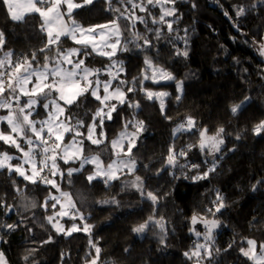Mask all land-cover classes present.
<instances>
[{
    "label": "trees",
    "instance_id": "obj_1",
    "mask_svg": "<svg viewBox=\"0 0 264 264\" xmlns=\"http://www.w3.org/2000/svg\"><path fill=\"white\" fill-rule=\"evenodd\" d=\"M238 6L246 9L244 15H236ZM175 7L179 19L173 24V33L169 34L165 27L157 40L154 33L147 32L145 26L138 23L135 29L123 33L122 41H131L129 50L118 51L113 58L122 62L121 79L137 80L136 90L128 96L138 101L140 107L133 109L127 104L118 107L113 119L106 121V143L118 136L126 119L135 116L144 122L145 130L135 148L138 161L135 173L121 175L109 187L99 179L88 184L86 176L93 170L90 164L82 172L73 174L71 184L67 179L61 181L59 176L55 177L62 190L70 192L77 206L88 216V223L94 226L90 236L83 231L70 236L57 233L48 224L46 216L52 210L49 208L46 213L40 205L48 192L53 193L55 189L43 183L33 185L15 173L9 174L6 169L0 171V204L3 205L0 206V225H19L7 232L0 227V252L4 253L8 264H89L95 256V250L89 245L90 238L98 241L101 248L98 264H195V258L189 260L184 253L197 242L204 243L203 235L199 239L195 235V231L202 234L205 231L200 217L218 218L221 222L214 231L212 259L203 260L201 264H251L240 254L239 248L246 239H254L258 245L264 242V133L256 136L252 132L253 126L264 120V57L257 49L264 41V0H177ZM106 8L104 0H94L92 5L73 12V17L85 27L106 24L117 15ZM152 11L158 14L159 8ZM137 15L146 13L137 11ZM125 23L121 21L122 26ZM40 24L39 16L35 15L27 16L25 22H13L0 7V31L5 35V50L13 52V59L30 58L33 51L43 46L46 36L40 31ZM149 27L163 26L149 23ZM133 31L151 39L154 47L137 48L136 44L143 45V40L135 41ZM64 39L63 47L74 46ZM184 51H187L186 57ZM43 56L44 53H38L41 62ZM145 56L174 77L158 84L151 79L143 81L144 88L169 93L163 98V114L160 101L148 100L140 90L139 80L146 70ZM108 63L107 58L95 54L86 59V64L93 68H102ZM147 71L151 75V70ZM178 82L182 84V93L177 92ZM178 94L180 101L175 99ZM245 97L250 98L248 104L233 116L231 106ZM96 106L97 102L89 96L79 106L73 105L71 111L88 121ZM38 111L39 116L45 117L43 109ZM189 116L194 118L196 129L174 136V128ZM220 127L225 131L219 152L208 155L207 150L201 153L194 148L186 161L180 160L182 164H199V169L189 171L165 166L170 146L176 151L186 149L187 145L197 143L200 129L206 128L214 135ZM0 128L7 130V125L1 124ZM2 149L3 142H0V151ZM97 153L107 163L112 158L110 149H105L104 145L97 148L85 141V155ZM213 161L215 171L207 178L192 179L207 171ZM75 164L60 161L65 175L67 168ZM135 175L142 178L145 193L151 191L160 198L156 204L130 186ZM123 179H128L127 187L121 185ZM216 193L223 196L225 207L213 217L208 209L214 210ZM113 197L119 206L97 203ZM33 203L36 207H32ZM194 215L198 218L195 225L192 224ZM149 216L163 217L165 231L150 224L144 233L132 232L134 226ZM57 219L66 229L73 223H81L79 219L73 221L68 217ZM25 256H28L27 261Z\"/></svg>",
    "mask_w": 264,
    "mask_h": 264
},
{
    "label": "snow or ice",
    "instance_id": "obj_2",
    "mask_svg": "<svg viewBox=\"0 0 264 264\" xmlns=\"http://www.w3.org/2000/svg\"><path fill=\"white\" fill-rule=\"evenodd\" d=\"M104 2L107 5L106 10L117 15L106 24L85 27L76 22L73 12L92 5L94 0H79V2L78 0H0V7L5 9L8 18L13 22H25L27 16H39L40 31L46 36L43 46L33 51L30 58L23 56L13 59V52L5 50V35L0 31V53H2L0 54V110L6 112L0 115V124L7 125V130H0V142L15 148L19 153L12 155L7 151H0V171L6 169L9 174L15 173L33 185L43 183L55 189L59 195L49 191L40 207L46 213L51 208V214L46 216L48 224L57 233L69 236L73 232L80 231L90 236L94 226L88 223V216L77 206L72 194L62 190L60 183L55 179L56 176H59L61 181L67 179L71 184L74 173L82 172L86 165L92 164L94 168L86 176L88 184L91 185L93 181L99 179L109 187L111 182L119 180L121 175H133L136 171L137 161L133 158V149L136 147L140 133L145 130L144 122L137 120L135 116L126 119L123 130L115 139L107 143L105 132L106 121L113 119V113L117 112L119 106L127 104L133 109L140 107L138 101H132L128 96V93L136 90L137 80L121 79V73L124 71L122 62L113 59L118 51L129 50L128 44L131 41H122L124 31L135 29L138 23L143 24L146 31L154 33L158 40L165 27L169 34L173 33V24L179 19L175 7L177 0H104ZM156 8H159L158 14L152 11ZM137 11L146 15H137ZM245 12L243 6H238L236 9L237 16L244 15ZM170 17L176 19H168ZM121 21L126 23L122 26ZM149 23L163 27H149ZM132 34L135 41L143 40V45L136 44L137 48L154 47L152 40L147 36L136 31ZM64 38L70 40L74 46L63 47L66 42ZM257 49L259 55L264 57V41L257 45ZM49 52H52V55H48ZM38 53H44L43 62L38 59ZM93 54L107 58L109 63L102 68L89 67L86 59ZM176 54H180L179 50ZM183 55L186 57L187 51H184ZM144 64L146 70L139 80L140 90L145 93L148 100L160 101V110L163 114L165 108L163 98L169 96V93L144 88L143 81L151 79L153 83L158 84L161 81L174 80V77L159 65H154L149 56H145ZM149 69L151 75L148 74ZM102 76H106L107 79H101ZM177 92L182 93V84L179 82ZM89 96L97 102V106L88 121H85L73 115L71 109L73 105L79 106L87 101ZM175 99L180 101L181 95L178 94ZM249 99L245 97L240 103L233 104L230 108L231 114L235 116L239 111L244 110ZM38 109H43L46 113L44 119L34 118L40 115ZM166 119L170 120L171 117ZM194 129L196 122L189 116L174 128L173 135L185 131L192 132ZM224 131L225 129L220 127L214 135H210L208 130L203 128L199 130L196 144H189L186 149L179 151H176L174 146H170L165 166L186 168L189 171L199 169V164H182L181 158L186 161L188 153L194 148H198L201 153L207 150L208 155L219 152L220 145L224 143L222 136ZM252 132L256 136L264 133V120L256 123ZM239 138L237 136V139ZM85 141L97 148L104 145L105 149H110L112 159L105 165L98 153L85 155ZM14 160L17 163L13 164ZM61 160L66 165L78 161L79 167L67 168L65 175V171L58 163ZM215 167L213 161L207 171L199 173L192 179L207 178L210 172L215 171ZM130 186L140 192L142 197L150 199L153 204L160 199L151 191L145 193L143 180L139 175H135ZM17 191H20L19 187ZM97 203L101 206L109 204L119 206L115 197ZM213 205L214 210L210 208L208 212L215 217L216 213L225 207L224 198L220 193H216ZM7 207L11 209V206ZM32 207H36V204L33 203ZM57 217L61 219L68 217L73 221L79 219L81 223H73L66 229ZM197 222L198 218L194 215L192 224L195 225ZM199 222L205 231L203 234L195 231V235L198 239L203 235L204 243L197 242L193 249L184 253L189 260L195 258V264L212 259L211 245L214 243V231L221 224L218 218L200 217ZM150 224L158 226L161 232L165 231L163 217L149 216L146 221L134 226L132 232L144 233ZM18 226L11 223L0 225L6 232L14 231ZM89 245L95 250V256L91 258L89 264H98L101 253L98 241L93 242L90 238ZM231 247L230 244L229 248ZM34 251L35 249L30 250V254ZM215 251L219 252V249ZM239 251L251 264H264V242L258 245L256 240L246 239L242 241ZM24 259L27 261L28 256ZM0 264H7L3 252H0Z\"/></svg>",
    "mask_w": 264,
    "mask_h": 264
},
{
    "label": "rangeland",
    "instance_id": "obj_3",
    "mask_svg": "<svg viewBox=\"0 0 264 264\" xmlns=\"http://www.w3.org/2000/svg\"><path fill=\"white\" fill-rule=\"evenodd\" d=\"M98 31H99V29H98ZM101 79H107V77L106 76H102L101 77ZM22 102H23V100H22ZM2 113H4V114H6V112L4 111V110H0V115H4V114H2ZM46 116V115H45ZM37 117V118H36ZM36 117H34L35 119H44L45 117H41V116H36ZM1 125V124H0ZM0 130H1V128H0ZM119 135V134H118ZM141 137V133H140V135H139V138ZM139 140V139H138ZM138 140H137V142H136V147H137V143H138ZM3 146H4V149H2L1 151H7V152H9L10 154H12V155H19V153H17L16 152V150H15V148H11V147H8L7 145H4L3 144ZM26 147V146H25ZM135 147V148H136ZM135 148L133 149V158L137 161V158H136V155H135ZM91 155H95V154H91ZM90 156V155H89ZM102 159V158H101ZM112 159V158H111ZM110 159V160H111ZM103 161H104V159H102ZM109 160V161H110ZM62 161V160H61ZM108 161V162H109ZM105 162V161H104ZM12 163L13 164H15V163H17V161H12ZM58 163L60 164V161H58ZM137 163H138V161H137ZM107 164V162H105V165ZM90 165H92V164H90ZM93 166V168H94V165H92ZM73 167H79V162L77 161L76 162V164L73 166ZM137 167V166H136ZM93 183H94V181H93ZM128 185V179H123L122 181H121V185L122 186H125V185ZM53 194H55V195H59V193H56V192H53ZM7 260V259H6ZM7 264H8V262H7ZM157 264H165L164 262H160V263H157Z\"/></svg>",
    "mask_w": 264,
    "mask_h": 264
},
{
    "label": "crops",
    "instance_id": "obj_4",
    "mask_svg": "<svg viewBox=\"0 0 264 264\" xmlns=\"http://www.w3.org/2000/svg\"><path fill=\"white\" fill-rule=\"evenodd\" d=\"M76 10H77V9H76ZM76 10H74V12H75ZM257 251H259V248H257Z\"/></svg>",
    "mask_w": 264,
    "mask_h": 264
}]
</instances>
